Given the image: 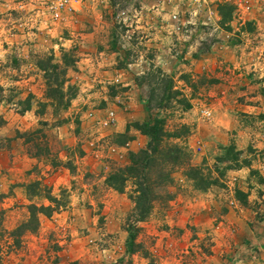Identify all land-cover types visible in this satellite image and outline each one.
Returning a JSON list of instances; mask_svg holds the SVG:
<instances>
[{
	"label": "rangeland",
	"instance_id": "1",
	"mask_svg": "<svg viewBox=\"0 0 264 264\" xmlns=\"http://www.w3.org/2000/svg\"><path fill=\"white\" fill-rule=\"evenodd\" d=\"M219 5L230 8L228 18L220 19ZM171 15H176L184 26L178 23L173 27ZM235 57H238L236 60L240 61V66L258 63L257 67L264 72V0H77L57 18L49 9L48 0H0V120L3 122L0 147L6 146L10 140L3 139L6 134L13 139L18 134L21 139L29 141L26 143L28 153L45 155V138L52 156L65 157L61 160L65 168H70L68 161L74 162L75 157L86 155L97 165V173L73 177L74 185L99 178L104 181L107 174L127 164L128 152H116L111 144L113 133L110 132L114 125L121 120L129 124L164 119L166 131L185 126L187 135L181 144L188 153V163L172 173V185L164 191L172 195L178 181L185 180L182 175L187 174L188 166L195 167L198 168L195 177L201 181L195 180L192 186L202 189L216 181L212 185V194L220 206L211 211L214 230L198 238L186 228L195 242L180 251L178 248L184 241L182 230L164 224L166 203L164 197H160L153 202L152 214L144 220L143 228L129 224L134 243L140 245L139 249L134 248L140 257H131L124 231L131 203L127 201L130 205L120 212V216L114 215L115 219L112 216L124 231L122 239L118 235L105 234L103 225L106 222L102 220L103 216H98L103 205L94 204L95 230L91 234L87 229L80 230V237L58 234L62 245L46 241L43 244L45 250L43 247L41 251L43 257L37 262L61 263L65 258L63 254L67 255L75 239L79 238L84 239L85 251L79 249L73 256L75 264H188L189 261H199V252L211 245L220 247L221 260L230 261L233 258L231 252L237 250L236 259L240 264H264L263 237L259 235L252 246L251 223L246 226L239 223L250 220L246 216L248 213L253 215L254 222L264 220V203L260 200V188L264 184L260 175L264 148L254 151L244 148L238 152L231 144H218L226 134H234V131L228 134L223 126H231L229 113L234 101L244 97L245 93L239 88L244 90L246 85H252L258 89L254 92L261 96L264 105L263 78L250 76L241 68L247 74L243 73L238 81ZM36 61H43L44 65L49 61L60 68L63 63L67 65L62 99L57 96L45 98L46 81L55 90L62 77L51 74L47 78L36 68ZM149 66L159 69L172 80L188 101V110H180L159 90L155 91L156 99L151 101L152 108L147 110L148 89L157 87L156 80L141 79ZM86 74L88 79L94 76L98 80L87 85ZM68 86L71 89L66 92ZM72 92L79 104L71 106L69 102L62 110L65 98ZM27 97H31L30 107L24 111ZM158 102L161 103L160 110L153 108ZM108 113H112L113 125L102 127ZM259 115L264 117V113ZM259 115H244L243 128L256 130L260 126ZM69 138L72 145L65 149L61 141ZM228 147L233 153H239L235 155L237 162H217L216 159L222 158ZM22 148L21 145L19 149ZM202 154L203 158H195ZM232 155L228 159L234 157ZM191 161L198 162L191 164ZM45 163L57 166L53 157ZM227 167L247 170V174L242 178L231 176ZM128 190L126 188L125 192ZM236 190L244 195V204L235 200ZM71 192V189L58 191V198L66 203ZM250 194L255 199L249 197ZM114 204L121 207L117 200ZM80 206L87 210L92 208L85 201ZM235 218L239 219L236 223ZM1 242H4L3 235L0 236ZM239 243L248 247L249 254L243 248H236ZM55 245L59 250L53 248ZM60 251L63 254L58 255Z\"/></svg>",
	"mask_w": 264,
	"mask_h": 264
},
{
	"label": "crops",
	"instance_id": "2",
	"mask_svg": "<svg viewBox=\"0 0 264 264\" xmlns=\"http://www.w3.org/2000/svg\"><path fill=\"white\" fill-rule=\"evenodd\" d=\"M260 38L263 37L261 36ZM258 56L259 54L256 58ZM236 59H238V57H235V60ZM87 60L88 59L86 58L85 61ZM89 61L91 62L92 60ZM241 61H243V59H241ZM240 64L239 60L235 61V68H237L236 70L238 72V81H241L240 78H242V74L245 73L241 71V68H244L248 71L250 76L263 78L262 84H264V72H261L257 67L258 63H247L243 67L240 66ZM102 73L107 74L105 71H102ZM108 73H110V71ZM85 76V79L87 80L86 82H88L87 85L89 83L93 84V82L98 80L97 77L94 76L89 79L87 74ZM238 90L245 93L243 95L244 97L234 101V106L229 113L230 119L232 118L231 126L227 128L223 126L224 131L226 130L228 134L231 131H234V134H226L223 139H220L221 142H218V144H231L233 150L238 152L242 151L244 148H249L252 151L255 149H263L264 117L262 118V116L259 115L264 113V105H262L263 102L261 96H258V94L254 92V90L258 89H255L252 85H246L244 90L240 88ZM250 93L253 95H250ZM78 102L77 97H75V99L70 101V104L71 106H77L79 104ZM244 115H259L261 118L259 119L260 126L256 130L253 128H243L241 121L242 118H244ZM126 124V121L122 120L117 122L110 134L113 133L114 135L122 133ZM128 135L131 136L133 140L128 142L125 146L117 147L112 145L116 152L120 150H123L124 152H135L144 147L146 142L144 136L139 135L135 131H129ZM0 139L2 138L0 137ZM3 139L10 140L7 142L6 146L0 147V236L3 235L4 239V242H1L0 245L5 244L6 246H10V233L13 232L17 226L25 223L28 219V212L26 210L28 205H48V202L41 197L27 199L23 188L24 185L33 181H41L50 189V195L57 199L59 197V194L57 193L58 191L66 190L68 192L71 189L72 195L67 197L65 207L51 214L50 217L37 215V229L34 232H24L19 238V246L14 249L12 248L11 252V247H9L6 254L0 253V264H43L41 262H37V260H40L42 259L41 257H43V252L41 251L43 247L45 250L46 246H43V244H45L46 241H50V243H55L61 246L63 242L58 240V234L61 236L66 235L80 237V232L78 233V231L83 229H87L91 234L93 230H95L93 226L96 222V216L92 215L94 204L103 205L102 213L98 216H103L102 220L106 222V224L103 225L105 228V234L118 235L121 239L125 236L123 233L124 231L121 229V225L119 226L118 222L114 220V215L120 216V212H123L125 208L130 205L127 202L128 200L124 197V194H117L107 188L104 184L103 178H99L93 182L79 181L76 182L75 185L72 183L74 178L88 176L98 172L97 165L92 162L88 155L79 157L74 156V162H67L69 163L70 168H65L62 165L64 163L61 161L65 157L58 158L52 156L49 144H47L45 138L44 142L47 149V154L45 155L28 153L26 147L27 144L24 143L22 139H13V136L10 134H6ZM216 140L218 141V139ZM215 144V146H217V143ZM21 145L23 148L19 149ZM61 145L63 148L68 149L72 145V140L70 138L65 139L64 141H61ZM203 156L204 154L195 158L201 159ZM51 157L54 158L57 166L45 163V161H49ZM67 158L69 159L70 157ZM191 162V164H197L196 162L198 161ZM227 171L231 176L241 178L246 176L244 174H247V170L244 172L243 169ZM260 175L264 181V165L261 167ZM178 182L179 183L176 184L177 189H174V193L172 194V199L166 202L164 224L177 231L182 230L184 241L178 249L183 251L187 247H191L195 242L186 231V228L190 229L188 231H192V234L198 238L207 236L210 234L211 230H214L212 227V220L210 218L212 208H219L220 206L218 207V202L215 203L212 194V192H214V187L212 185L208 186L204 190H197L189 181L181 179ZM240 190L243 191L242 188ZM260 190L262 191L260 200L264 203V184L261 186ZM251 196L252 194H250L249 197ZM252 198L255 199L254 196H252ZM114 200L119 201L121 207L115 205ZM84 201L87 202L88 205L92 206V208L88 210L81 208L80 203ZM110 206H113V208L110 209ZM246 216L250 220H242V222L239 223H244L245 226L251 223L252 226L251 229H249V236L251 239L250 244L253 246L256 244V240H258L257 238L259 235L263 237L264 240V220L261 222H254L252 221L253 215L251 213L246 214ZM230 220L233 222L232 217H230ZM238 221L239 219L235 218V223ZM145 224V222H140L137 223L136 226L143 228ZM259 228L260 230H258ZM156 235L157 240H159V233ZM48 236L50 239H47ZM70 243H72V241ZM57 245L53 246V248L59 250ZM235 246L239 250L241 248L245 249L246 253L249 254L250 250L247 246H242L240 243ZM79 249L85 251L84 239L76 238L75 244H73V247L71 246L67 255H64L61 251L59 252L58 255L63 254V257H65L62 259L60 256L62 262L59 264H75L73 256L77 254ZM218 251H221L220 247H212L211 245L209 249L203 251L202 253L199 252V255H197L199 257V261H189L190 263L188 264H240L236 259L237 250L231 252L233 258L230 261H226V259L221 260L220 252L218 254ZM131 255V257L139 256L138 253H133ZM68 260L72 261L68 262Z\"/></svg>",
	"mask_w": 264,
	"mask_h": 264
},
{
	"label": "trees",
	"instance_id": "3",
	"mask_svg": "<svg viewBox=\"0 0 264 264\" xmlns=\"http://www.w3.org/2000/svg\"><path fill=\"white\" fill-rule=\"evenodd\" d=\"M223 9H225L226 12L220 13V11ZM229 11L230 8L226 5L218 6V14L221 20L229 17ZM35 66L40 72L47 76V78H49L51 74L54 77H62V81L56 85L57 88L55 90L52 89L47 81L45 83L47 93V95H45L46 99H51L50 97L53 98V96H57L58 99H62L64 97V90L62 89V86L67 81V79H65L64 68L67 67V65L63 63V68H60L57 65L50 64L49 61L46 62V65L43 64V61H36ZM48 71L50 72L49 76L46 75ZM141 79L143 81H157L156 88L151 89L149 87L148 89L146 100L147 110L152 108L151 101L154 98L156 99V90H159L162 92V94H165V99L174 102V104L180 107V110L186 111L189 109L190 105L188 101L184 99L180 91L175 88L172 80L168 76L164 75L159 69L149 66L148 71L141 77ZM70 89L71 87L68 86L66 87L65 91L68 92ZM74 97V93H70L68 97L65 98V102L62 104L61 109H66L69 102L73 100ZM26 99L24 111L29 110L31 97H27ZM159 102L153 107L154 109H161V103ZM44 104H42V107ZM37 115H42V113H37ZM2 123L3 122L0 120V127ZM164 126V119H153L149 123L132 122L125 125L124 131L122 133L114 134L111 139V144L113 146H125L132 140V137L128 135L130 129L147 138L144 148L139 149L136 152H128L127 164L122 168H117L116 170L110 172L104 179V184L107 188L111 189L117 194H124L126 199L132 205L130 215L126 218L124 224V231L128 238L127 252L129 254L138 253L139 251L135 249L140 248V245L138 243L135 244L133 241V236L130 234L132 227L129 224L144 222L151 212L153 202L158 201L160 197H164L163 199L165 203L172 199L173 196L164 190L172 185V173H174V171L180 168L182 165H186V163H188V153L184 145L181 144V141L187 135L185 126L180 125L178 126L177 130L173 131H166ZM19 136L20 135L17 134L16 138L21 139L22 137ZM22 140L24 143L29 142L25 139ZM46 151L47 149L44 147L45 154H47ZM231 154H233L232 156L234 157H230V159H228ZM235 155H239V153H233L231 147H228L224 150V156L220 159H216V161L220 163L229 161L237 162ZM197 169L198 168L188 166L187 174H183L182 177L185 180L191 182L192 185L194 184L195 180L201 181V178L195 177L197 174ZM226 170L233 169L227 167ZM219 176L220 174L218 173L217 178H219ZM215 183L216 181H211L210 184L214 185ZM193 187L195 188L196 186L194 185ZM23 188L27 199L41 197L48 202V205L36 206L34 204H30L26 207L28 212L27 221L17 226L9 235L11 240L10 247L13 249L19 246V238L24 232H34L37 229V215L50 217L51 214L65 207V202L60 198L57 199L51 196L50 189L41 181L30 182L24 185ZM126 188L129 189L128 192H125ZM195 189L202 190L198 187ZM234 198L241 204L245 203V201H243L244 195L237 190L234 191Z\"/></svg>",
	"mask_w": 264,
	"mask_h": 264
},
{
	"label": "built area",
	"instance_id": "4",
	"mask_svg": "<svg viewBox=\"0 0 264 264\" xmlns=\"http://www.w3.org/2000/svg\"><path fill=\"white\" fill-rule=\"evenodd\" d=\"M76 1L77 0H48L49 9L53 12V16L55 18H57L61 11L66 10L69 7V5L75 3ZM170 20H171L173 27H176L175 25L178 23L180 24L181 27L184 26L183 23H180L181 21H179L177 19L176 15H171ZM176 30H179V28L177 27ZM112 125H113L112 113H108L106 118L102 122L101 126L102 127H111ZM9 247H10L9 245H7V246L5 244L1 245L0 246V253L6 254ZM11 250H12V247L10 249V252H11Z\"/></svg>",
	"mask_w": 264,
	"mask_h": 264
}]
</instances>
